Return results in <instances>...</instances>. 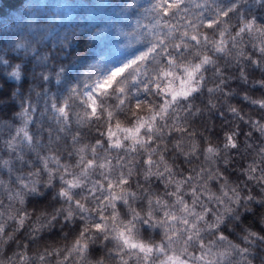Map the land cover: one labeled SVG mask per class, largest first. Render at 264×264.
I'll list each match as a JSON object with an SVG mask.
<instances>
[{
    "label": "clouds",
    "instance_id": "9594fccd",
    "mask_svg": "<svg viewBox=\"0 0 264 264\" xmlns=\"http://www.w3.org/2000/svg\"><path fill=\"white\" fill-rule=\"evenodd\" d=\"M201 7L103 74L0 28V264H264V0Z\"/></svg>",
    "mask_w": 264,
    "mask_h": 264
},
{
    "label": "trees",
    "instance_id": "16d2710c",
    "mask_svg": "<svg viewBox=\"0 0 264 264\" xmlns=\"http://www.w3.org/2000/svg\"><path fill=\"white\" fill-rule=\"evenodd\" d=\"M161 1L19 0V7L0 13V28L10 33L31 28L41 19L56 18L62 24L86 20L88 27H94L90 38L97 44L91 67L103 74L135 49L170 38L168 26L189 19V9L200 12L186 5H180V12L160 8Z\"/></svg>",
    "mask_w": 264,
    "mask_h": 264
},
{
    "label": "snow or ice",
    "instance_id": "6c2138e0",
    "mask_svg": "<svg viewBox=\"0 0 264 264\" xmlns=\"http://www.w3.org/2000/svg\"><path fill=\"white\" fill-rule=\"evenodd\" d=\"M187 3L189 5H193L194 8L200 10V12L203 11L201 4L204 3V0H187ZM180 5H181L180 0H173V3L170 5V7L176 9L177 12H180L181 11ZM189 13L191 16H196L198 12L189 9ZM119 71H122V69H120ZM12 75L15 77H19L20 73L19 71H14Z\"/></svg>",
    "mask_w": 264,
    "mask_h": 264
},
{
    "label": "rangeland",
    "instance_id": "374dc122",
    "mask_svg": "<svg viewBox=\"0 0 264 264\" xmlns=\"http://www.w3.org/2000/svg\"><path fill=\"white\" fill-rule=\"evenodd\" d=\"M161 2H162V3L160 4V8H164V7L167 8L168 6H170V5L173 3V0H162ZM181 5L193 6V5H189V4L187 3V0H183V3H181ZM159 42H160V41L146 44V45H144V46H142V47H140V48H138V49L132 51L131 53L125 55L123 58H121V59H120L117 63H115V64L121 63V62H123L124 60L129 59V58L135 56L136 54H138V53L141 52V51H147L148 47H150V46L153 45V44H158Z\"/></svg>",
    "mask_w": 264,
    "mask_h": 264
}]
</instances>
